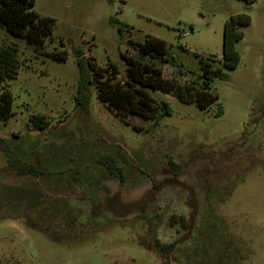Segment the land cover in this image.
<instances>
[{
  "label": "rangeland",
  "instance_id": "374dc122",
  "mask_svg": "<svg viewBox=\"0 0 264 264\" xmlns=\"http://www.w3.org/2000/svg\"><path fill=\"white\" fill-rule=\"evenodd\" d=\"M33 9L54 20L41 45L0 27V45L14 44L20 60L16 76L0 82L13 97L0 136L39 171L9 166L0 149V264H168L155 251L156 241L181 238L168 217L190 212L186 185L198 201L195 226L169 259L264 264V0H35ZM238 12L250 16L235 44L240 61L228 79L215 76L210 84L221 115L214 116L216 103L204 110L150 90L155 102L171 108L155 124L118 113L98 99L94 86L89 113L75 107L74 45L104 77L114 66L123 80L121 53L149 60L129 40L158 37L176 66L154 63L164 77L184 83L199 71L200 57L222 68L223 25ZM35 113L49 121L44 130L28 120ZM107 153L121 167L122 181L99 162ZM169 158L179 164L177 178L185 185L153 192V183L171 175ZM114 192L123 203L150 201L123 218L108 210L93 216L92 202Z\"/></svg>",
  "mask_w": 264,
  "mask_h": 264
},
{
  "label": "trees",
  "instance_id": "16d2710c",
  "mask_svg": "<svg viewBox=\"0 0 264 264\" xmlns=\"http://www.w3.org/2000/svg\"><path fill=\"white\" fill-rule=\"evenodd\" d=\"M35 0H0V27L14 37L24 39L28 44L39 46L47 37H51L54 20L49 16H42L34 9ZM249 4L255 0H243ZM250 22V16L246 12L231 14L224 22L222 35V68L214 65V59H198L199 71L190 80L178 83L175 78H167L162 75V70L154 60L169 62L176 66L175 58L169 53L164 40L146 35L142 41L129 40V45L139 54L147 56L148 61L141 60L127 52L121 53L124 60L125 78H116L115 67L112 66L111 75L103 76L101 71L94 66L92 60L86 57L79 46H73V55L78 70L77 89L74 96L75 107L80 113H89L91 86L97 91V97L120 114H135L143 118H152L154 123L164 115L171 112V108L164 100L154 101L150 90H161L172 93L178 99L195 104L199 109H208L216 103L214 116L223 113L222 107L217 103L218 95L211 89L210 84L215 76L226 80L229 78V71L235 69L240 61V53L235 44L243 36L241 27ZM122 26L125 24H121ZM126 27H128L126 25ZM129 28V27H128ZM48 57L64 61L66 57L62 53L45 52ZM20 65L17 56V48L14 44L0 45V82L11 79L18 73ZM182 69L178 67V71ZM12 93L8 88L0 89V121L5 122L12 114ZM32 125L39 130H44L49 124L46 116L42 113L32 114L28 119ZM0 149L6 154L9 166L17 170H27L31 174H38L32 165L23 160L10 148L8 141L0 136ZM99 162L112 176L123 180L121 167L115 158L110 154H103L99 157ZM171 175L160 182L153 183L152 191L156 192L160 188L176 184L183 186L178 176L179 164L169 158ZM8 167L7 169H13ZM5 170V169H4ZM188 197L187 205L190 212L187 215L171 214L168 217L170 226L179 225L183 232L181 238L163 243L156 241L155 251L170 264V257L176 245L191 235L195 226V216L198 211V201L192 187L185 186ZM152 192V194H153ZM120 195L116 192L107 195L101 201H93L91 213L93 216L99 215L103 210L110 211L114 217L123 218L135 209L143 211L149 203L150 198L133 203H123Z\"/></svg>",
  "mask_w": 264,
  "mask_h": 264
},
{
  "label": "water",
  "instance_id": "95a60500",
  "mask_svg": "<svg viewBox=\"0 0 264 264\" xmlns=\"http://www.w3.org/2000/svg\"><path fill=\"white\" fill-rule=\"evenodd\" d=\"M170 264H177L172 259H170Z\"/></svg>",
  "mask_w": 264,
  "mask_h": 264
}]
</instances>
